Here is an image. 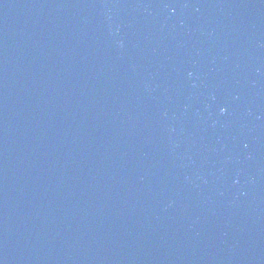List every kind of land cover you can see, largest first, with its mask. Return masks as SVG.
<instances>
[{"label": "water", "instance_id": "1", "mask_svg": "<svg viewBox=\"0 0 264 264\" xmlns=\"http://www.w3.org/2000/svg\"><path fill=\"white\" fill-rule=\"evenodd\" d=\"M0 264H264V0H0Z\"/></svg>", "mask_w": 264, "mask_h": 264}]
</instances>
